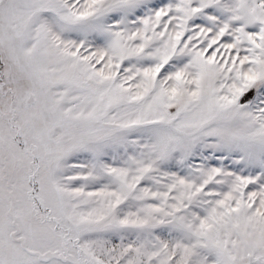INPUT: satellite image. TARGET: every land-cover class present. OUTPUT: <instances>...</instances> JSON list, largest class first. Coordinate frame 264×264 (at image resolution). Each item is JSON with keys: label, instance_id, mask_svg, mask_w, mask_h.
Wrapping results in <instances>:
<instances>
[{"label": "snow or ice", "instance_id": "obj_1", "mask_svg": "<svg viewBox=\"0 0 264 264\" xmlns=\"http://www.w3.org/2000/svg\"><path fill=\"white\" fill-rule=\"evenodd\" d=\"M0 264H264V0H0Z\"/></svg>", "mask_w": 264, "mask_h": 264}]
</instances>
